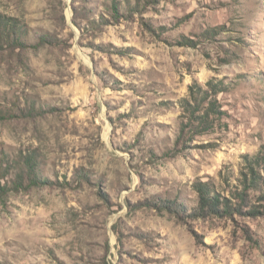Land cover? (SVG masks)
Segmentation results:
<instances>
[{"label":"rangeland","instance_id":"374dc122","mask_svg":"<svg viewBox=\"0 0 264 264\" xmlns=\"http://www.w3.org/2000/svg\"><path fill=\"white\" fill-rule=\"evenodd\" d=\"M0 14L30 46L0 48V264H264V162L234 199L264 156V0H0ZM210 82L221 113L197 129L191 88ZM29 160L50 183L15 191ZM199 183L229 213H199Z\"/></svg>","mask_w":264,"mask_h":264},{"label":"trees","instance_id":"16d2710c","mask_svg":"<svg viewBox=\"0 0 264 264\" xmlns=\"http://www.w3.org/2000/svg\"><path fill=\"white\" fill-rule=\"evenodd\" d=\"M117 14L121 13V10L115 8ZM44 40V37L42 38ZM10 46H18V47H30L28 42L24 38V31L17 23L16 20L3 16L0 14V48ZM209 90H205L198 86H192L191 88V97L194 101L193 112H189L193 117H195V122L197 124L191 125L196 126L197 129H210L215 125V120L218 119V115L221 113L220 108L217 104L216 95L223 91L224 87L222 83L218 84L215 82H210L208 84ZM209 102L208 107L204 108V103ZM187 107H191L188 101H185ZM219 121V120H217ZM27 162L26 167L28 168L27 176H20V178L16 181V188H13L15 191H19L24 188V181L27 178L28 180V188L38 187L44 185V183H50L48 180H42L36 174V164L33 163L32 160ZM264 162L263 158L254 159L252 163L248 166L249 176L248 178L243 180L244 183V192H238L236 197H239V203L245 201L244 193L248 189H252L253 187L258 186L259 174L256 171V167H259L261 163ZM3 171L2 165H0V196L2 195L1 191V173ZM21 187V188H20ZM197 191L200 194L201 205L199 209V213H217V214H225L229 213L231 210V206L229 203L222 202L220 198H218L213 192V188L206 183L197 184ZM159 206V209H168L170 211L176 212L180 211L181 206H177L174 202H163L161 204H153ZM240 207V206H239Z\"/></svg>","mask_w":264,"mask_h":264}]
</instances>
